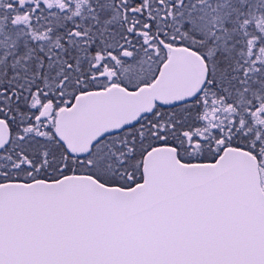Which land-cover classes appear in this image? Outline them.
<instances>
[{"label":"snow or ice","instance_id":"snow-or-ice-1","mask_svg":"<svg viewBox=\"0 0 264 264\" xmlns=\"http://www.w3.org/2000/svg\"><path fill=\"white\" fill-rule=\"evenodd\" d=\"M0 264H264V0H0Z\"/></svg>","mask_w":264,"mask_h":264}]
</instances>
